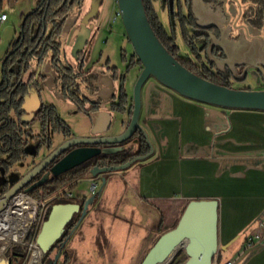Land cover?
Wrapping results in <instances>:
<instances>
[{
	"label": "crops",
	"instance_id": "1",
	"mask_svg": "<svg viewBox=\"0 0 264 264\" xmlns=\"http://www.w3.org/2000/svg\"><path fill=\"white\" fill-rule=\"evenodd\" d=\"M110 1V18L98 27L99 32L104 30L108 36L103 40L105 42H108L113 33L112 26L118 23L119 16L117 0ZM193 1L192 16L198 20L197 28L211 30L212 33L210 32L208 40L203 34L198 36L201 39H197L191 24L185 27V20L184 25L179 24L182 40L186 45L189 44L184 38V28L195 47L196 42L203 43L202 48L192 49L190 55H195L197 51L205 66L209 65L213 71L220 72L226 68L231 70L232 78L227 82L229 85L236 79L245 81L249 76L258 85L264 84V40H254L245 35L236 39V32L224 27L226 17L225 12L221 11L223 7L215 11L204 0ZM153 5L157 14V6H161L163 10H168L170 16L171 13L174 16L171 31L162 24L167 33L174 36L178 45L176 21H179V17L175 10L170 13L161 0H154ZM225 6L226 12L229 11L228 4ZM85 12L86 10L83 14ZM102 12L103 10L101 15ZM1 13L7 12L2 10ZM8 19L7 16L3 23ZM100 19L101 16L96 20ZM1 33L0 30V38ZM124 34L126 36L125 31ZM98 35L94 38L90 59L85 64V70L92 75L95 90L91 93L83 89L84 94L89 97L83 105L84 110L79 109L73 100L58 93L53 83L48 84L54 77L50 70L43 79H39V83L35 85L37 88L32 86L28 89L30 96L28 93L24 95L21 119L29 128L34 130L36 124L40 126L38 120L32 121L33 116L42 104H51L70 127L71 137L112 136L121 134L126 129L132 115L133 94L124 85L128 102L124 111L115 109L114 103L118 102L122 89V75L120 76L118 68L111 66L109 58L104 63L106 68L95 71L96 64L106 57L107 49L103 44L101 48L95 47V43L100 41L101 33ZM183 58L195 61L190 56ZM241 62H245L243 64L248 67L247 75L239 74L237 70ZM138 67L140 74L141 66ZM36 89L46 94L44 100L34 101L31 97L34 94L38 97ZM93 104L97 107L87 112ZM65 113L69 114L68 118H65ZM140 123L153 143L154 153L126 171L112 172L107 178L101 198L118 188L122 189V200L127 204L142 205L149 212L154 209L151 205L158 207L153 223L146 227V232L154 238V242L160 235L159 229L172 224L175 221L173 218L177 220L187 202L216 198L219 200L221 249L214 264H226L231 260L235 264H264V247L242 255L247 237L254 230L252 228L257 218L264 213V110L232 109L206 104L182 96L154 78H149L142 88ZM61 139L64 140V136ZM120 146L126 149L123 145ZM54 147L53 142L51 148ZM44 151L47 149L43 148L41 154ZM94 179L101 180L100 177L89 175L79 180L70 192L81 198L90 196L88 187H80L79 183L85 181L90 185ZM161 207L169 214L165 226ZM95 210L94 202L87 214H90L89 221H92ZM223 246L227 248L223 249ZM109 250L113 251L111 247ZM144 256L136 264H140ZM182 263L183 260L178 264Z\"/></svg>",
	"mask_w": 264,
	"mask_h": 264
},
{
	"label": "water",
	"instance_id": "2",
	"mask_svg": "<svg viewBox=\"0 0 264 264\" xmlns=\"http://www.w3.org/2000/svg\"><path fill=\"white\" fill-rule=\"evenodd\" d=\"M36 1L38 2V0ZM37 2L35 8L25 16L20 33L23 31L27 16L38 7ZM117 5L126 36L133 46L134 55L141 63V71L133 89L132 115L126 129L121 134L112 136L91 135L71 137V134L65 137L61 133L64 136V141L56 148H49L47 145L42 146L41 150L42 148H46L47 150H51L50 153L39 163L35 164L0 196V210L6 206L10 199L22 190L30 191L33 186L28 188H26V186L45 169L49 168L46 173L49 172L50 175L59 177L97 156L112 154L122 150L123 148L117 146V144L128 141L138 130L143 132L150 146V151L144 155L136 156L121 165L93 167L91 175L93 177H100L102 181L97 191L91 193L82 203L69 202L54 204L48 219L43 222L36 237V244L42 248L44 255L48 254L55 243L63 236L67 225L76 214L80 213L77 225L88 214L96 198L101 196L103 192L107 182V179L104 177L106 173L127 169L136 162L147 159L154 153L155 149L153 143L147 131L140 123L142 88L149 78H154L182 96L206 104L232 109L264 110V89H235L228 85L210 81L184 66L166 48L156 34L150 23L144 0H117ZM78 18L79 17H77V19ZM77 19L71 22L70 28L77 29L79 27H85L87 30L85 32V39L82 41L76 39L73 45L72 53L75 61L79 60L78 54L85 49L93 30V25L90 23L93 18H79L78 23H76ZM74 29L71 40H73L74 37L77 38L75 33L76 29ZM47 31V26H45L43 34H46ZM67 40L66 38L64 43ZM64 55L66 57L65 51ZM6 59L7 56L2 62V69ZM31 61L40 64L38 59L34 58ZM33 71L37 74L38 70ZM53 74L55 75L53 86L55 85L58 91L55 84L57 73L53 71ZM36 76H38V74ZM26 83H30V87L35 86L36 78H34V81L28 80ZM36 113L34 117L37 119ZM37 120L39 121V119ZM40 126L41 131L35 135L41 134V122ZM32 157L36 158L37 156L33 155ZM45 179L46 178H41L40 182ZM261 216L262 214L257 220ZM71 233L64 243L68 241ZM222 248L226 249L227 246H223ZM220 249L219 200L216 198L194 199L189 201L186 205L177 225L158 237L140 264H169L180 250H183L185 255L182 264H214V258ZM60 253L59 251L55 258L50 260L47 264H57ZM0 264H11V262L8 260H0Z\"/></svg>",
	"mask_w": 264,
	"mask_h": 264
},
{
	"label": "trees",
	"instance_id": "3",
	"mask_svg": "<svg viewBox=\"0 0 264 264\" xmlns=\"http://www.w3.org/2000/svg\"><path fill=\"white\" fill-rule=\"evenodd\" d=\"M56 1L59 2L57 4L58 7L60 6L59 4L63 2V0ZM40 2L38 7L27 16L22 33H20L12 42L13 50L8 53L2 69L3 80L0 83V169L5 172L11 170L15 163L27 158L28 156L40 155L42 146L47 145L51 148L53 144L52 138L49 136V131L51 129L62 133L66 137L72 134L70 127L60 117L55 106L51 104L42 105L36 113V117L42 125L41 134L35 135L32 129L28 127L27 123L21 119L24 95L30 87V83H24L21 76L28 71L30 61L32 59H38L40 63L43 62L45 58L50 59L51 65L57 73L55 84L58 88V93H61L65 98L76 102L81 110H84L83 105L85 100L89 99V97L84 94L83 89L85 88L91 93H93L92 90H95L91 81V74H88L87 71L83 72V77L87 78L90 83L88 88L82 84L83 82L81 77L77 75L82 67H84V65L88 62V58L85 60L84 58L81 59L80 55L84 52L78 54L79 60L74 61L71 59V64L69 63L68 67H64L63 65V60L66 59L64 55V40L66 37H62V35H65L63 26L65 25V20L72 15L71 8L69 9V7L65 6L63 8L56 9L53 7V9L50 8L47 12H45L42 10V4H40ZM144 3L150 23L156 34L166 48L184 66L210 81L230 86L225 83L227 78L213 73L202 63L200 58H198L199 63L196 64L193 60L181 57L179 54V47L176 44L174 36L169 35L165 30L153 5V1L144 0ZM257 3L258 9L251 12V15H254L252 19L253 25L264 29V0H259ZM45 26H47V30L49 32L47 31L46 34H43ZM34 28L38 31L37 39H32L30 35V31ZM97 31L98 29L93 28L90 38L91 43L94 41ZM183 34L187 43L192 46L193 43L188 39V34L185 28ZM38 40L40 41L39 48L36 51L31 52L35 41L37 42ZM133 63H137L141 66V63L137 58L136 60L131 61V65H133ZM127 96V92L122 84L118 102L114 103L115 109L124 111L125 105L128 102ZM84 97H86V99H84ZM95 107H97V105L93 104V107L86 111L90 112L91 109H94ZM31 137L36 138L37 146L35 152L27 151V144ZM132 139L137 140V149L130 147L122 149L116 153L102 154L59 177L51 175L50 179H45L41 182V179H39L40 176L37 175L32 180V184L30 185V187L33 186L29 192L30 195L40 203H43L55 195L65 191L67 188L72 191L76 187L79 180L91 175V170L95 166L103 167L121 165L136 156L144 155L150 151V146L142 131L138 130ZM125 143H127V141L123 144H117V146L124 145ZM63 195L65 194L63 193ZM86 198L87 197H84V201ZM181 215L172 224L160 228L159 234L161 235L174 228ZM79 217V214L78 216L75 215L73 217L69 224V230H72L77 225Z\"/></svg>",
	"mask_w": 264,
	"mask_h": 264
},
{
	"label": "rangeland",
	"instance_id": "4",
	"mask_svg": "<svg viewBox=\"0 0 264 264\" xmlns=\"http://www.w3.org/2000/svg\"><path fill=\"white\" fill-rule=\"evenodd\" d=\"M36 2V0H3L2 2V10L7 12L6 14L9 19L6 23L0 24V30L2 31L0 38V83L3 80L2 62L7 53L12 50L11 42L18 37L25 16L33 8H35ZM92 2L93 0H86L85 9L91 8V6L93 5ZM102 10L103 12L101 15V19L99 21L96 19L91 21L94 29H97L101 24L106 23L110 18V0L105 1L104 7L101 6V11ZM157 10L161 22L166 28H168L169 31H171L173 20L168 13V10H163L161 6H157ZM95 21L97 22L96 24ZM176 22L177 43L180 47V56H190V58L198 61L195 55H190V51H192L193 46L186 45L184 43L180 31V22L178 20ZM112 27L113 33L109 36L108 42L103 41L106 37H108L106 36L104 30H102V32H99L98 28L96 36L98 35V33L99 35L101 33V37L99 43H95V47L101 48V44H103V47H105L106 45L107 49L105 50L106 57H103L102 60L98 64H96L95 71L106 68L104 63L105 60L109 58L111 61V66H115L116 68H118L117 70H119L120 76L122 75L120 78L121 80H123V82L121 81V83L123 84V86L125 85L126 87H128V90L133 94L134 85L139 74V67L137 63H133V65H131L133 56H135L134 49L127 36H125L124 34L125 29L122 23L121 15L118 16V23H114ZM62 37H65V35H62ZM72 44L73 41L71 40V38H68V40L64 43V51L66 52V57L68 59L71 58L72 60H74V56L72 53L73 46L70 47V45ZM32 70H38V76L44 72L47 73L50 70L54 71L51 65V61L48 58H45L40 64L36 63L35 61H30L28 72L22 74L21 76L23 82L26 83L30 79ZM230 86L235 89H264V84L258 85L257 82L252 78V76H249L245 81L236 79V81H233L232 85ZM36 90L38 97L35 94V96H31L34 101L38 99L44 100L46 94L43 92L40 93L39 89ZM26 93H28V89ZM28 96H30V94ZM68 115L69 114L65 113V118H68ZM37 119L33 116L32 121H37ZM82 124L83 123H81V125ZM33 129L34 134L38 133L40 129L39 124H36ZM49 136H51L52 141L54 142V148H56L61 142L64 141L61 139L63 138L62 134L52 129L49 131ZM136 143L137 140L132 139L129 143H126L123 146L125 148H128L130 146H134ZM36 146V138L31 137L27 144V151L35 152ZM50 151L51 150L44 151L42 152V154L40 151V155H38L36 158L28 156L27 158L15 163L8 175L9 180L13 178V180L11 181V186L20 177L26 174L35 164L39 163L46 155H48ZM130 167L122 171L130 169ZM1 172L2 171L0 169V183H2L1 177L5 176ZM112 172L106 173L104 177L107 179L111 176ZM11 175H14V177ZM49 176L50 173L47 172L42 176V178H48ZM101 182V180L98 181L99 186L101 185ZM79 186L83 188L87 186L88 192L90 193L91 184L89 185V183L81 181L79 183ZM1 189L2 188H0V192ZM68 191H70L69 188L45 201L51 205L49 214L54 204H64L69 201L82 203L84 201V198L77 197L76 195H73L72 197L68 196ZM121 191L122 189L117 188L115 189V191L104 195L102 198L101 196H98L96 198V210L94 211L95 213H93L94 215L92 221H89L90 214L86 215L83 220L73 228L74 230H71V236L64 247L61 259L57 264H136L144 255L148 253V251L156 241L154 242V238L151 237L148 232H146V227L153 223L158 207L156 208L154 207V205H151V208L154 209H151V212H149L144 209L142 205H138L136 203L127 204V202H124V200H122ZM22 192H27L29 194V191ZM63 193L65 195H63ZM24 196L26 197V195ZM161 209L164 213L165 226L167 225L166 223L168 222L169 214L165 209L163 210L162 207ZM76 216H78V214ZM99 216L101 217L99 218ZM173 219L176 221V218ZM255 227L256 224L254 228ZM248 232H250V230ZM110 247L113 249V251L109 250ZM34 249L35 246L33 244L28 245V247L24 249H16L13 254V259L11 258V256H8L12 259L11 264H30ZM146 251L147 253L145 254ZM53 255L54 253L52 252L50 254L51 258L53 257ZM184 259V251L180 250L173 261L169 264H178L179 261ZM46 260L47 256L43 253L42 264H45Z\"/></svg>",
	"mask_w": 264,
	"mask_h": 264
},
{
	"label": "flooded vegetation",
	"instance_id": "5",
	"mask_svg": "<svg viewBox=\"0 0 264 264\" xmlns=\"http://www.w3.org/2000/svg\"><path fill=\"white\" fill-rule=\"evenodd\" d=\"M40 1H42V2H40ZM103 1L104 0H93V2H92L93 5L89 9H85L86 0H77V1L63 0V2H61V4H59L60 5L59 7L57 6V4L59 2L56 0H38L37 6L40 2V4H42V6H41L42 10H44L45 12H47L50 8L53 9V7L56 9L63 8L65 6L69 7V9L71 8L72 15L69 16L65 20V25L63 26V31L65 34V37L67 39L68 38L70 39L73 35V29H74V28H70L71 22L75 21L77 19V17H79L80 19L81 18H83V19H90V18L99 19V17L101 16V9L100 8L103 4ZM152 1L154 4V0H152ZM204 1L207 4H209L211 9H213L215 11L218 8L223 7V10H221V11L225 12V17H226L224 27L225 28L229 27L232 31H235L236 32V36H235L236 39H240L241 37H243L245 35L246 37L249 36V37H251V39H254V40H260V38L264 40V29L262 27H258V26L253 25L252 19H253L254 15H251V12L253 10L255 11L258 9V3L257 2L259 0H238V1H236V0H204ZM2 2H3V0H0V14L2 12ZM161 2L170 10V13L175 10L177 16L179 17V21H180L181 25H184V20L186 21L185 27H186V25H189V24L192 25L193 29H195L194 35L197 36V39L199 38L198 36L203 34L206 37L205 39L208 40V38L210 37V32L212 33V31L211 30L210 31L209 30H200L197 28L198 20L192 16V8H193V2H194L193 0H161ZM226 4H228V8H229V11H227V12L225 10ZM84 10H86V12L83 14ZM185 12H187V14H185ZM172 16L173 15L171 13V17ZM79 18L77 19L76 23H78ZM173 18H174V16H173ZM90 23H91V21H90ZM86 30L87 29L85 27H82V28L79 27L75 30L77 38L74 37V39L72 40L73 41L72 46L74 45L76 39H78L79 41H82L83 39H85ZM68 32H69V34H68ZM30 35H31L32 39L33 38L37 39L38 38L37 29L36 28L32 29V31H30ZM199 39H201V38H199ZM39 42H40L39 40L37 42L35 41L33 48L31 49V52H34L39 48V46H40ZM93 42L91 43V41L89 39V41L87 42V44L85 46V49L83 50L84 53L82 55H80L81 59H83V58H84V60L87 58L90 59V55H91V51H92V47H93ZM205 42L206 41H204V43ZM196 44H197V47H200V48L203 47V43L196 42ZM192 46H193L192 47L193 51H194V49L195 50L197 49V47H195V45H192ZM12 50H13V48H12ZM10 52H8V53H10ZM8 53L6 56H8ZM195 57L197 59L201 58L200 54L197 51H196ZM65 58L66 59L63 60V65H64V67H68L69 63L71 64V58L70 59H68L67 57H65ZM136 58H137L136 56H133L132 61L136 60ZM198 61H199V59H198ZM198 61H193V62L198 64L199 63ZM243 63H245V62L240 63V65L237 67V70H238L239 74L245 73L247 75L249 73L248 67H247V65H244ZM208 68L211 70V67L209 65H208ZM54 71H55V69H54ZM85 71L86 70H85V65H84V67H82V69L79 71V73L77 75L81 77V80L83 82L82 84L87 86V88H88V85L90 84L89 80L87 78L83 77L84 76L83 72H85ZM211 71L215 74H218L219 76L227 78L225 83H227L232 78V72L228 68H226L224 71H220V72H218V71L216 72L215 70L214 71L211 70ZM27 72L28 71H26V73ZM37 74L32 70V73H31L30 79H29V80H34V78H36V84L39 83L38 81L40 78L42 79V77H44L46 75L45 72L39 76H36ZM54 77H55V75H54ZM54 77H52L48 81L49 85L51 83H53ZM44 84H46V83H44ZM83 96H85V95H83ZM84 99H86V97H84ZM129 109H131V106ZM128 111H131V110H128ZM131 139H129L127 141V143H129L131 141ZM137 146H138V144L136 143L134 146H130V147H132V148L134 147L135 149H137ZM130 147H128V148H130ZM48 169H45L44 171L41 172V174H39V176H40L39 179L42 178V176L46 173V170H48ZM1 171H2L1 173H3V175H5V176L1 177L2 183H0L1 184L0 188H2V189H1L0 195H2L4 192H6L11 187V181L13 180V178L10 180L8 179V175H9L10 170L5 172L1 169ZM11 176L14 177V175H11ZM50 176L46 179H50L51 178ZM31 184H32V181L26 186V188L30 187ZM78 214L80 215V213H78ZM69 224L67 225V228H66L63 236L55 243L52 250L48 254H46L47 260H46L45 264H47L50 260H53L59 251L61 253H60V256H59L57 263L60 261L61 256L63 254L64 247H65L66 243L68 242L67 241L66 243H64V241L66 240V238L71 233V230H69ZM52 252L54 253V255L51 258L50 254Z\"/></svg>",
	"mask_w": 264,
	"mask_h": 264
},
{
	"label": "built area",
	"instance_id": "6",
	"mask_svg": "<svg viewBox=\"0 0 264 264\" xmlns=\"http://www.w3.org/2000/svg\"><path fill=\"white\" fill-rule=\"evenodd\" d=\"M118 15H120L118 10ZM7 19L6 13L0 14V24L3 23ZM99 188V183L96 179H94L91 183L90 191L91 193L97 191ZM30 194V193H29ZM27 192H19L16 194L12 199L9 200V202L6 204V206L0 210V216H2L8 209L11 208L13 205L15 199L19 195H26L28 196L35 204H36V210L33 218L28 222L27 228L21 235L19 242H13L10 241L6 243L4 252L0 253V260H4V256H11L13 259L14 251L27 248L28 245H34L36 244V237L40 231V228L43 224V222L47 219L49 210L51 205L48 204V202L40 203L36 199H34L31 195H29ZM67 195L72 197V192L68 191ZM15 219V218H14ZM264 247V213L262 216L256 221V227L252 231V233L247 237L245 248L242 252V255H248L249 253H252L253 251ZM11 259V261H12ZM226 264H235V261H228Z\"/></svg>",
	"mask_w": 264,
	"mask_h": 264
},
{
	"label": "bare ground",
	"instance_id": "7",
	"mask_svg": "<svg viewBox=\"0 0 264 264\" xmlns=\"http://www.w3.org/2000/svg\"><path fill=\"white\" fill-rule=\"evenodd\" d=\"M36 204L24 195H19L10 209L0 216V253L4 252L6 243L19 242L21 235L33 218ZM15 218V219H14ZM43 250L36 246L30 264H42ZM4 260L11 262V258L4 256Z\"/></svg>",
	"mask_w": 264,
	"mask_h": 264
}]
</instances>
